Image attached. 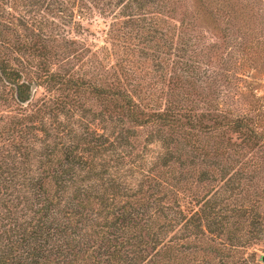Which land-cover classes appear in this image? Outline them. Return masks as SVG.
Segmentation results:
<instances>
[{
    "label": "trees",
    "instance_id": "1",
    "mask_svg": "<svg viewBox=\"0 0 264 264\" xmlns=\"http://www.w3.org/2000/svg\"><path fill=\"white\" fill-rule=\"evenodd\" d=\"M16 1L0 0V264H263L264 94L226 105L217 84L264 56L257 0ZM90 7L120 9L105 33L129 67L109 82L70 70L53 27ZM196 20L219 40L190 35ZM26 74L45 98L25 102ZM88 99L115 135L65 121Z\"/></svg>",
    "mask_w": 264,
    "mask_h": 264
},
{
    "label": "rangeland",
    "instance_id": "2",
    "mask_svg": "<svg viewBox=\"0 0 264 264\" xmlns=\"http://www.w3.org/2000/svg\"><path fill=\"white\" fill-rule=\"evenodd\" d=\"M14 2L16 3L17 1L14 0ZM252 4L253 7L251 11H257V13H260V15L257 14V18L259 17L258 19L261 21L259 23V29L260 32L263 33L264 0H257L255 3L252 2ZM36 10L37 13L34 15L35 19L43 21L41 23L44 24V16L45 18L48 16V10L42 8ZM90 10L86 14V17H79L77 14L79 11L76 10L71 18L72 21L70 20L71 22L66 23L63 29H61L63 25L58 23V21L56 23L57 26L53 27L55 30L64 33L65 38L71 42L68 44L67 48L73 53V56L70 57V62L73 66H71L69 62L66 63L64 67H69L70 65V70L90 80L94 78L98 81L103 80L109 82L114 79V74L116 73L115 67L112 65L114 61H120L129 67V50H127L122 44V39L124 37H121L119 35L120 32L116 30L111 31L110 33H105L109 29L108 24L112 15H114L113 13L120 9L115 8L103 15L99 14L98 8L93 10L90 7ZM254 14H256V12ZM50 18L51 17L49 16L48 19ZM58 19L59 18H57V20ZM195 22L196 24L189 27L188 31H190V35L199 36L198 39L195 37L196 40L204 42L219 40L217 37L218 34L209 28L208 25H204V22L198 20ZM50 26L51 24H46L44 27L49 29ZM65 29L67 30L66 33ZM123 29L126 30V27ZM111 41H115L116 44H110ZM55 42L57 43L55 48L59 54L52 59L54 61L53 67H55V65L57 67L58 63L56 58H59L67 49L66 48L63 51L61 50L62 45L65 44L64 41L59 40ZM259 43H261L264 48V38L259 40ZM214 51L216 53L218 50L214 49ZM250 59L251 57L243 59L242 65H230V75H228V77L230 76V82H225L223 75L219 77L217 80V84L219 85L218 88H220L219 101L226 105H239L243 107L249 99V95L246 93L248 92V88H251L257 94H264V56L259 55V57H256L254 55L255 60L251 61ZM30 73L31 71H29V74ZM29 74H26L29 80H35L37 83L30 103L38 102L47 95L44 91V87L37 82L36 77L30 76ZM240 91H242L241 94ZM2 105L5 108H9V106L6 107L4 104ZM85 106V110H75L67 115L65 121L68 122L70 127L81 129L80 126L83 125L88 131L95 130L97 132H103L110 137L115 135L119 122L115 119L114 112H102L98 102L93 99H88L85 102ZM59 119H62V117H59ZM123 124L124 126L129 125L125 121H123ZM43 126L51 129L50 124L44 123L42 127ZM152 146L155 147V144H152ZM262 254L264 253L262 252Z\"/></svg>",
    "mask_w": 264,
    "mask_h": 264
},
{
    "label": "water",
    "instance_id": "3",
    "mask_svg": "<svg viewBox=\"0 0 264 264\" xmlns=\"http://www.w3.org/2000/svg\"><path fill=\"white\" fill-rule=\"evenodd\" d=\"M35 87H36L35 81H31L30 87H29V94H28V97L25 100V102L32 98ZM261 260H262V262L264 264V254H261Z\"/></svg>",
    "mask_w": 264,
    "mask_h": 264
}]
</instances>
